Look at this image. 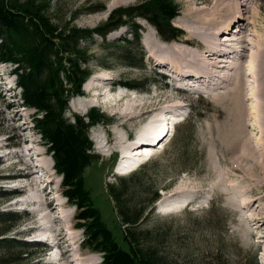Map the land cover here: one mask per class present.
Segmentation results:
<instances>
[{
    "label": "rangeland",
    "instance_id": "1",
    "mask_svg": "<svg viewBox=\"0 0 264 264\" xmlns=\"http://www.w3.org/2000/svg\"><path fill=\"white\" fill-rule=\"evenodd\" d=\"M46 1L49 2L48 15L54 23L61 25L69 20L70 24L81 28H95L106 22L115 9L140 0H121L123 3L116 5L112 4V0ZM174 1L180 10L172 19V24L182 31L175 39H163L145 19L134 20L140 27L137 39L140 49L136 52L134 61L142 55L141 64L136 67L126 66L116 58L121 55L119 50L124 47H117L115 41L132 38L126 25L107 33L105 40L111 43L104 44L103 39L95 35V40L89 46L92 58L87 84L92 86L87 91L83 90L84 96L91 99L97 92L102 99L96 105L88 107L85 113H81L70 106L69 103L81 102L78 96L73 97L65 112V116L71 117L72 113L85 115L89 110L96 109L105 118L104 122L96 123L88 132L93 152L98 155V159L84 170L86 187L90 189L104 222L123 248H127L123 241L127 228L121 224L115 210L117 204L109 196L107 185L114 181L115 176L127 177L135 172L132 181L126 184L128 190L121 196L120 203L128 211L142 216L139 223L129 229L134 232L143 249L153 250L167 264H264V148L257 149L255 145L264 146V2L260 6L257 0H242V14L237 18L238 26L232 25L228 33L220 31L218 48H224L220 45L224 37L234 38L235 41L231 44L236 52L227 58L225 66L228 67L220 65L216 68V74L219 75L213 77L216 85L205 88V85L200 84L199 88L194 86L174 89L173 85L179 81L171 77L172 72L167 67L156 66L157 60H149V56L155 54L153 45L160 49L170 45L177 46L186 48L191 54L198 52L207 56L205 51L210 48L203 46L201 40H209L213 30L223 21H228L224 9L231 8L232 0ZM206 17L209 18L206 24H195ZM192 26L196 27L194 32H190ZM182 39H190L200 46V50L196 51L195 46L179 43ZM176 56L168 52L161 58L173 63ZM236 64H240L243 74L251 66L256 68L257 119H249L247 116L246 99L249 94L244 93L240 100L231 94L229 98H232L233 105L228 98L222 97L233 87L234 82L242 81L239 75L232 80L228 79L234 75ZM244 64L248 66L243 67ZM11 67L10 63H0V193H3L0 196V212H12L15 219L0 218V239L11 240L0 243V264H51L47 259L56 255V248L60 250L57 264L69 259L76 260L77 257L82 260H77L76 263L98 264L100 254L83 246V230L76 227V208L63 196L61 176L55 170L44 173L40 171L36 176L41 178V187L51 177L52 183L45 192L51 190L52 194L48 196L54 198L52 206L56 209L50 215L68 217L66 225L63 221L56 220V227H62L64 231L62 237H57L58 247L48 256L47 251L51 248L49 243L42 242L39 248L29 250L16 246L17 240L31 242L27 236L36 231L39 236L45 237H53L56 233H48L47 229L42 228L29 229L39 219L40 223L50 225L46 218L48 210L34 212L37 204L32 206L23 202L11 205V201L17 196L25 198L26 195L39 193L34 187H30L32 185L26 186L23 191L17 190L21 185L27 184V179L13 180L9 176L13 172L9 165L18 161L16 156H12L13 153L21 148L24 150L32 147L29 154L33 151L41 152L38 157L51 165L46 147L32 127L31 116L34 110L22 105L20 90L15 84ZM137 80L146 83L147 87L135 88V91L116 87L117 83ZM109 87L114 90H107ZM242 87L244 85H241V89ZM119 93L127 96L118 101V109L123 112L129 110L125 104L127 98L146 100L149 104L154 102L152 98L158 94L155 106L157 112L147 120L124 121L114 112L117 111V106L109 104V98ZM232 110L239 119L236 125L234 121L229 122ZM164 112L173 114L174 119L170 133L161 145L149 148L150 157L135 169L125 174L115 173L114 168L119 161L118 154L115 158L113 156L117 153L116 150L127 147L129 142L140 136V131L144 128H152L156 123L154 117L158 118ZM253 124H257L259 133L251 129ZM151 136L154 134L149 137ZM23 159L26 160L27 157L24 156ZM19 167L21 165H17L15 169ZM136 170H139L138 173ZM156 195L158 199L153 202ZM173 198H181L184 203L160 210L158 204L161 201ZM57 204L63 205L58 207ZM39 205L42 206V203ZM157 207L161 212L156 210ZM36 218L38 219L34 222ZM70 224L74 228L68 229ZM66 250L68 251L65 252Z\"/></svg>",
    "mask_w": 264,
    "mask_h": 264
},
{
    "label": "trees",
    "instance_id": "2",
    "mask_svg": "<svg viewBox=\"0 0 264 264\" xmlns=\"http://www.w3.org/2000/svg\"><path fill=\"white\" fill-rule=\"evenodd\" d=\"M48 10L46 0H0V63L12 65L21 103L34 110L33 129L45 145L53 169L61 176L63 196L76 208V227L83 230V246L99 253L102 264H167L153 250L143 249L129 229L142 219L120 203L121 196L128 190L126 184L132 181L135 172L127 177L115 176L107 185L109 196L117 204L115 210L121 224L127 228L123 235L127 248L117 242L86 187L84 170L98 159L88 132L96 123L104 122V115L96 109L85 115L72 113L71 117L65 116V112L70 99L85 95L83 84L91 74L92 56L88 49L95 35L100 36L104 44L111 43L105 40L107 33L126 25L132 38L115 41L117 47H124L116 58L126 66L136 67L141 64L142 55L139 53L141 56L134 61L140 49L137 43L140 27L134 20L145 19L163 39H175L182 31L172 24V19L178 15L180 7L174 0H140L115 9L106 22L95 28H81L70 24L69 20L56 24ZM122 84L137 89L147 87L140 80ZM113 156L115 158L117 153ZM157 199L158 195L153 202ZM13 215L0 212V218L5 220H13ZM8 241L11 240L0 239V243ZM17 243V247L25 250L42 245L19 240Z\"/></svg>",
    "mask_w": 264,
    "mask_h": 264
},
{
    "label": "bare ground",
    "instance_id": "3",
    "mask_svg": "<svg viewBox=\"0 0 264 264\" xmlns=\"http://www.w3.org/2000/svg\"><path fill=\"white\" fill-rule=\"evenodd\" d=\"M112 1H113V3H112L113 5H116L117 3L122 2L121 0H112ZM128 1H133V0H127L126 2H128ZM257 1L260 2L259 3L260 6L262 5V1L264 2V0H257ZM112 4L109 6V8H111ZM241 5H243L242 0H232L231 8L227 7L224 9L226 16H228L227 17L228 21L227 22H226V20L223 21L222 23H220V26L218 28L213 30V32L211 31L212 34L209 36L210 37L209 40L208 39L201 40L203 42V46L210 48L209 51L208 50L205 51L207 56H204L202 53H198V52H194L191 54V53H189V51L186 48H177V46L175 47V46L170 45V46H167V48L160 49L159 47H156L153 45V50L155 51V54H157V56L155 54L150 55L149 60H154V59H155V61L157 60L158 62H156V66H162L164 68L167 67L169 69V71L172 72L171 77H173V79H175L176 81H179V82H177V84H179V85H177V84L173 85L174 89H176V87L177 88H183V87L193 88L194 86H197V88H199L201 85H205V88H208L209 86L216 85L214 82L215 80L213 79V77L219 76L216 74V68L220 67V65H221V67H228V66H225L228 63L227 58H230V55H232L236 52V48L233 47L231 44L235 41L234 38L224 37L222 43L220 44L224 48H218L219 44H217V43L220 42V37H218V35H219L220 31H221V33H228V31H231V28H232L231 26L234 24H236V26H238L237 18L240 17V15L242 14V11L240 9ZM225 13H224V15H225ZM208 21H209V18L206 17L205 19H201V20L195 22V24H199V23H202V24L205 23L206 24ZM195 29H196V27L192 26L190 32H194ZM232 30L234 31V29H232ZM239 31H240V29H239ZM212 39H214L215 42ZM242 41L244 42V39ZM179 43H182L186 46L192 45V46L196 47V49H197L196 51L200 50V46L196 45L190 39H182ZM184 45H179V46H184ZM168 52L170 54L174 53L175 56L177 54V56H176L177 58H176V60H174L173 63H171V62L169 63L166 61V59L161 58L164 54H167ZM158 54H160V55L158 56ZM188 56H190L191 58L190 59L186 58ZM206 59H208V60L211 59L214 61L210 62V61H206ZM246 66H248V65L247 64L243 65V67H246ZM242 71H243V69H242ZM242 74L243 73L240 70V64H236L234 75L230 76L228 79L232 80L236 75H239V77H241L242 81L240 83L234 82L233 87L229 88V91H227L228 93H226L222 97L225 99L228 98L229 99L228 101L231 103V105H233V101L231 100L232 98H229V96L231 94L233 96H235V98L237 97L238 100L241 99V97L244 93H247V95L249 94V96L246 99L247 116L249 117V119H252V118L257 119L258 118V116H257L258 101L256 99V94L258 92V88L256 86V79H257L258 74L256 72V68L251 66L250 68H248L246 70V72L243 75ZM244 78H245V81H244ZM96 84L99 85L98 83H96ZM241 85H244V87H242V89H241ZM91 86H92V84H87V81H86L83 84V90L87 91L91 88ZM99 86H105V84L104 85L100 84ZM104 93L105 92H103V94ZM100 96H101V94H97V92L95 94H93V97L91 99H88L86 96H78L79 98H81L80 103H69V104L73 109L80 110L81 113H85L88 107H90L92 105H96L98 103V101L102 99ZM124 97H127V96L119 93V94H116V95L111 96L109 98V104L112 107L117 106V111H114V112L119 114V118H122L124 121H135L136 122V121L147 120L151 115H153L155 112H157V108L155 106L157 104L156 98H159L158 94L153 96L152 99H154V102L153 103L150 102L149 104L146 103V100H137V99L131 100V99L127 98L125 100V102H126L125 104L127 105L129 110L127 109L128 111H125V112L118 109L119 108L118 107V101L122 100ZM252 101H254L255 103H253ZM230 114H232V116H229V122L232 123L234 121V123L236 125V123L239 120L238 116L236 114H234L233 110ZM159 115H160V113H159ZM156 118L157 117L155 116L154 120L156 123L154 124V126L152 128L151 127L144 128L142 131H140L141 132L140 136H138L134 141H131V143L129 142L127 147H123V149L120 148L121 155H120V159L117 163V166L115 167V173L125 174L126 172L135 169L138 165H140L141 162H143L149 158L148 156L151 155V151H150L151 149H149V148L157 147V146L161 145L162 141L170 133V126H171L173 119H174L173 114L169 115V112H164L160 117H158L157 119ZM251 129L255 130L256 133H259V129H258L257 124H253ZM232 130H234V127H232ZM151 134H154V136L149 137ZM256 140H258V139H256ZM255 145L257 146L256 147L257 149L264 148L263 144H261V145L255 144ZM31 149H32V147L29 149L28 148L24 149V150L20 149L18 151H15V153H13L12 156L13 157L16 156L18 158V161H16L15 163L13 162L12 164L9 165V167L13 168L12 169L13 172L9 173V176H11V179H13V180H17L20 178L21 179H27V184L21 185L20 188L17 189L18 191H23L24 189H26V186L28 187V185H32L30 187L32 189L34 187V189H36L39 192L38 193L39 195L38 194L26 195L25 198L24 197L22 198V201H21V199L17 200V201L14 200V201H12L13 203L11 202V205L22 204V202H23L26 204H31L32 206H36V204H37L36 209L33 210L34 212H39V211L41 212L43 210H48L49 213H48V216L46 218H48L50 225H45L42 222L40 223L41 219H39L37 221L38 223L35 222V220H37L39 218L38 217V218L34 219V222L36 223V225H32L29 229H36V230L41 229V228L47 229L48 233L50 231L51 232L55 231L56 234H54L55 235L54 241L51 240V244H53V246H51V248L48 249V251H51L53 247H54V249L56 247H58L57 237L58 236L62 237V234L64 233V231L62 230V227L61 228L56 227V220H61V221H63L64 225H66V220L68 217L67 216H59V215H55V216L50 215V212H52V211H54V209H56L55 206L54 207L52 206L54 198L48 196V194L51 193V190L47 193L45 192L46 188L49 187L48 185H50V183H52V181L50 180L51 177L49 178V180L46 178L47 179L46 185L41 187V185H40L41 178L36 176V174L40 171L43 173H44V171H47V172L53 171L54 170L53 169V161L50 158V160H51V165H50L49 163L44 161L42 158L38 157V155L41 154V152H38V151H33L29 154V151ZM24 156L27 157L26 160L23 159ZM17 165H21V167H19V169L16 170L15 168ZM49 176H50V174H49ZM39 186H40V188H39ZM40 202L42 203V206L39 205ZM181 202H183V199H181V198H179V199L175 198L174 199L173 198V199L161 201L158 205L160 207V210H163V209H170V208L174 207L177 203H181ZM62 205L63 204H57L56 206L59 207ZM45 223H47V222H45ZM49 227H51V228H49ZM71 228H74L73 224H70L68 226V229H71ZM41 237L44 238L45 236H41ZM46 238H52V237L48 236ZM55 239H56V241H55ZM58 250H57V248L55 249L54 253L56 255L54 257H51V258L49 257L47 259L48 263L57 264V258H58L57 254L59 253ZM67 251L68 250H66L65 252H67ZM82 254L83 253H81V255ZM61 255H60V257H61ZM80 259H81L80 257H77L76 260H70L69 259L70 261L68 260L67 262L65 261V263H59V264H66V263L67 264H79V263H76V261L77 260L79 261ZM80 263L83 264V262H80ZM84 264H87V263H84ZM98 264H101L100 258H99Z\"/></svg>",
    "mask_w": 264,
    "mask_h": 264
}]
</instances>
